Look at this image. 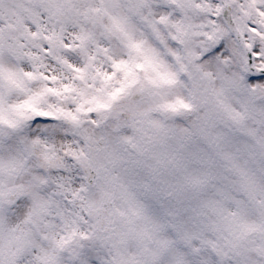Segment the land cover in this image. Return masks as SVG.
Here are the masks:
<instances>
[{
    "label": "snow or ice",
    "instance_id": "obj_1",
    "mask_svg": "<svg viewBox=\"0 0 264 264\" xmlns=\"http://www.w3.org/2000/svg\"><path fill=\"white\" fill-rule=\"evenodd\" d=\"M0 264H264V0H0Z\"/></svg>",
    "mask_w": 264,
    "mask_h": 264
}]
</instances>
